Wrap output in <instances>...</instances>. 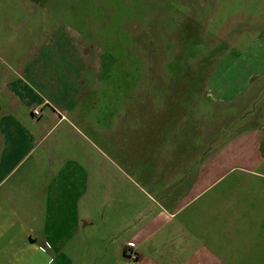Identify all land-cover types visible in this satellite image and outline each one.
Returning a JSON list of instances; mask_svg holds the SVG:
<instances>
[{
  "label": "crops",
  "instance_id": "crops-1",
  "mask_svg": "<svg viewBox=\"0 0 264 264\" xmlns=\"http://www.w3.org/2000/svg\"><path fill=\"white\" fill-rule=\"evenodd\" d=\"M36 62L0 58V264H264V87L229 138L249 162L225 168L194 138L156 135L166 120L140 139L144 106L94 141L72 99L37 90Z\"/></svg>",
  "mask_w": 264,
  "mask_h": 264
},
{
  "label": "rangeland",
  "instance_id": "rangeland-1",
  "mask_svg": "<svg viewBox=\"0 0 264 264\" xmlns=\"http://www.w3.org/2000/svg\"><path fill=\"white\" fill-rule=\"evenodd\" d=\"M252 57L264 60V0H0V58L36 60L37 90L72 99L96 142L139 105L140 139L166 120L156 135L247 166L250 144L229 138L245 129L256 98L245 93L264 87Z\"/></svg>",
  "mask_w": 264,
  "mask_h": 264
},
{
  "label": "built area",
  "instance_id": "built-area-1",
  "mask_svg": "<svg viewBox=\"0 0 264 264\" xmlns=\"http://www.w3.org/2000/svg\"><path fill=\"white\" fill-rule=\"evenodd\" d=\"M32 113H33V115H34L36 118H39V117L42 115V111H41L40 108H34V109L32 110ZM134 258H135V256H134Z\"/></svg>",
  "mask_w": 264,
  "mask_h": 264
}]
</instances>
